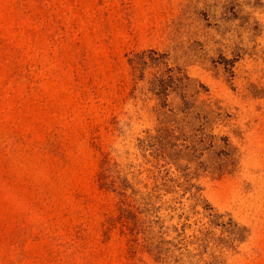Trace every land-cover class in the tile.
Listing matches in <instances>:
<instances>
[{
	"label": "rangeland",
	"instance_id": "1",
	"mask_svg": "<svg viewBox=\"0 0 264 264\" xmlns=\"http://www.w3.org/2000/svg\"><path fill=\"white\" fill-rule=\"evenodd\" d=\"M0 264H264V0H0Z\"/></svg>",
	"mask_w": 264,
	"mask_h": 264
},
{
	"label": "trees",
	"instance_id": "2",
	"mask_svg": "<svg viewBox=\"0 0 264 264\" xmlns=\"http://www.w3.org/2000/svg\"><path fill=\"white\" fill-rule=\"evenodd\" d=\"M159 261H161V262H162V261H165V260H164V258H163L162 260H159Z\"/></svg>",
	"mask_w": 264,
	"mask_h": 264
}]
</instances>
